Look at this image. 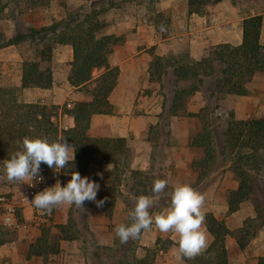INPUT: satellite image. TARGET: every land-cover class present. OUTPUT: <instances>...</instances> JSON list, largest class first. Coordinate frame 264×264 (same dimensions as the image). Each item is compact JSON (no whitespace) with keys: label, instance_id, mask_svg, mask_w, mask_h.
Masks as SVG:
<instances>
[{"label":"crops","instance_id":"obj_1","mask_svg":"<svg viewBox=\"0 0 264 264\" xmlns=\"http://www.w3.org/2000/svg\"><path fill=\"white\" fill-rule=\"evenodd\" d=\"M47 12L49 15L41 17L38 27L65 17L58 15L59 9L54 10V7ZM160 13L164 15L162 18L158 17ZM255 15H262L260 43L264 45V0H222L206 4L201 13L190 12L188 0L130 1L113 8L111 15L105 16L110 21L106 33L120 36L122 40L109 56V64L120 68V76L109 95L113 111L93 114L89 132L94 137L124 138L125 152L120 156L117 171L113 162L96 154L86 173H79L100 184L96 200L105 202L103 206L85 201L83 208L75 205L55 208L52 224L65 226L73 235L60 241L59 252L47 259L29 256V246L41 235V229L33 227L16 232L13 238L0 245V264H116L121 259L141 260L152 250H156L153 264H188L178 251V236L171 231H159L154 223L142 230L139 238L129 239L127 243H121L114 231L118 225L131 223L129 213L141 195L153 199L149 209L153 217L163 212L177 184L190 185L202 194L203 214L213 213L225 220L233 231L229 222L236 218L239 221L237 214L244 208L242 205V209L229 213L226 195L237 188L238 181L231 169H226L202 187L203 180L200 181L192 169L197 148L189 143V135L196 129L199 119L194 115L169 114L158 83L150 77V65L154 55L166 57L188 52L193 59L199 60L212 46L239 45L243 41L244 19ZM7 32L13 34V31ZM20 45L0 50V86L16 89L21 102L59 106L54 120L62 129L73 128L74 116L64 113L62 107L65 104L72 107L76 101H91L92 97L68 80L72 45L54 44L53 84L49 88H21V54L17 49ZM101 71L95 69L94 76ZM247 89L246 94L220 96L218 113L223 129L229 119L264 117V71L253 76ZM205 105L206 99L198 92L189 102V111L195 114ZM218 160L219 154L216 162ZM71 173L65 172L66 183ZM114 177H118L116 181ZM158 179L165 180L167 187L154 195L153 182ZM109 188L113 191L108 205ZM78 210L84 218L83 227L76 223ZM245 211L247 209L242 215ZM237 225L241 226V221ZM201 230L206 243L197 254L203 253L213 242L204 220ZM169 240L175 244L164 247ZM258 260L252 264H258Z\"/></svg>","mask_w":264,"mask_h":264},{"label":"trees","instance_id":"obj_2","mask_svg":"<svg viewBox=\"0 0 264 264\" xmlns=\"http://www.w3.org/2000/svg\"><path fill=\"white\" fill-rule=\"evenodd\" d=\"M26 8L41 10L51 0H0V50L10 45L28 43L32 46L30 56L22 62L21 88H49L53 84L52 58L54 44H70L73 47V58L68 72L69 82L79 90L89 94L91 101H76L72 107L65 104L64 113L75 118L73 128L62 129L54 120L59 106L40 103H25L18 98L16 89L0 86V161L8 159L19 149V142L25 137L45 138L49 142L66 138L75 149L74 164L69 163L64 172L86 173L89 165L99 154L103 159L113 162L117 171L120 156L125 152L124 138L94 137L89 132L90 119L96 113H111L113 105L109 95L118 83L120 68L109 64V56L122 37L108 34L109 22L102 14L109 8L119 7L130 1L146 0H100L99 5L107 8L85 9L81 7L75 14L49 25L40 27L23 23L20 3ZM156 0H150L153 2ZM222 0H188L190 12L201 13L208 3ZM164 15L159 14V18ZM11 20L14 31L10 35L2 21ZM164 22L165 20L160 19ZM159 23V22H158ZM262 15H255L243 21V41L239 45L221 43L210 47L199 60L193 59L188 52L162 57L154 55L150 65V77L159 85V93L164 97L169 114L194 115L199 123L189 135V143L197 148L192 162V169L199 180L209 175L217 159V147L214 129L220 123L218 113L222 94H246L247 84L257 72L264 71V45L260 43ZM95 69H102L94 76ZM201 92L206 99L205 107L197 113L189 111V102ZM225 143L233 155L231 171L238 181V186L226 195L228 212L232 213L240 205L253 198L258 214L264 215L259 201L252 195L255 180L253 171L264 178V117L250 120L229 119L225 126ZM140 174L139 171H135ZM118 177H114L116 181ZM12 182L6 179L0 167V192ZM111 192L108 205L111 204ZM107 203V202H106ZM78 217L82 216L78 210ZM83 217V216H82ZM249 218L236 232L237 243L244 249L257 234L262 224L254 227ZM205 224L213 236L211 245L201 254L184 257L188 264H229L228 236L231 231L225 220L213 213L204 214ZM76 223L80 227L79 220ZM0 245L14 237L15 231L0 226ZM11 235V236H10ZM10 236V237H9ZM8 237V238H7ZM73 237L65 227L50 224L41 228V235L29 246V256H43L45 259L60 250V241ZM175 244L166 241L164 247ZM156 250L141 260L121 259L116 264H153ZM113 263V262H112ZM258 264H264V255L259 257Z\"/></svg>","mask_w":264,"mask_h":264},{"label":"clouds","instance_id":"obj_3","mask_svg":"<svg viewBox=\"0 0 264 264\" xmlns=\"http://www.w3.org/2000/svg\"><path fill=\"white\" fill-rule=\"evenodd\" d=\"M74 159L75 149L66 138L49 142L45 138L25 137L19 142L16 152L8 159L0 161V167L8 181L21 182L22 185L42 179L39 176L42 163L59 173L57 169H64L69 163L74 164ZM166 187L165 180H155L152 192L154 195L159 194ZM99 189L98 182L87 176L82 177L75 171L71 173V179L66 184L62 186L57 181L53 186L36 193L31 203L45 214L63 206L75 205L77 208H83L85 201H95L97 206H103L104 200H96ZM170 196L168 207L155 217L149 212L154 203L153 199L144 195L137 197L135 206L129 213L131 223L114 228L120 242L127 243L129 239L139 238L142 230L149 229L154 223L159 231H171L178 236V251L183 257L191 258L196 255L206 243L201 230L204 220V197L187 184L175 185Z\"/></svg>","mask_w":264,"mask_h":264},{"label":"rangeland","instance_id":"obj_4","mask_svg":"<svg viewBox=\"0 0 264 264\" xmlns=\"http://www.w3.org/2000/svg\"><path fill=\"white\" fill-rule=\"evenodd\" d=\"M99 2L100 0H51L47 7L41 10H32L26 8L25 2L22 1V3H20V9L22 11L23 23H25L28 26L38 27V24L42 19L41 17L45 15L48 16L49 13L47 11L49 9H53V7L54 10L56 8L59 9L58 15H65V17H67L68 15L75 14L76 11H78L81 7L84 6H88L87 8H85L88 10L96 5H97L96 6L97 9H101L102 7L107 8L105 5L103 6L99 5L98 4ZM153 4L154 3H152V5ZM112 9L113 8L107 9L102 14V17L106 19L105 17L106 15L110 16L112 13ZM57 12L58 11H56V13ZM4 20L2 21V23L6 31H14L12 22L6 19ZM107 21L110 24V21L109 20ZM17 49L21 54V60H20L21 64L22 61L25 58L27 59L30 56L31 52L33 51L32 46L28 43L21 44L20 46L17 47ZM214 134H215L216 147H217V157L219 154V160L212 168L209 175L203 179L202 187H205L206 185L210 184L214 180V178L218 177L219 173H224L226 169H231L233 164V155L229 153L230 151H228V155H227V149L225 143L226 140L225 131L220 124H217V126H215ZM226 165L229 166L224 168V166ZM252 175L254 176V180H255V186L252 195L259 201L260 207L264 210V178L261 174L258 175L257 172L255 171H253ZM242 205L244 209H247V211H245L246 214L242 215V212L244 211L243 209L242 212L239 211V213L237 214L239 215V221H241L242 223L241 226H243L249 218H253V217H255V220L248 221L249 225H254V227H257L262 224V226L259 229V231H257L256 236L252 238V240L249 242V244L244 249H241L237 243V235H236L237 232L236 229L241 227L237 225L239 221L236 218V220L229 222L231 227H233V231H235V233L230 235V237H228L227 239V245L229 247L228 248L229 264H252L256 259L264 255V215L258 214L256 204L253 198H249L247 201L243 202L238 210L242 209ZM77 220H79L81 224L84 223V218L82 216L78 217L77 215ZM0 226L1 227L3 226L1 218H0ZM1 237H4V235L0 233V238Z\"/></svg>","mask_w":264,"mask_h":264},{"label":"built area","instance_id":"obj_5","mask_svg":"<svg viewBox=\"0 0 264 264\" xmlns=\"http://www.w3.org/2000/svg\"><path fill=\"white\" fill-rule=\"evenodd\" d=\"M57 171L59 173L42 163L39 173L42 179L29 182L32 186L12 182L0 192V218L4 227L20 232L33 227L41 229L52 224L55 208L51 213L45 214L38 211L31 200L36 193L53 186L57 181L62 186L66 184L64 169H57Z\"/></svg>","mask_w":264,"mask_h":264}]
</instances>
